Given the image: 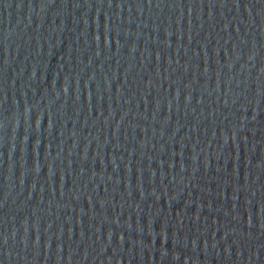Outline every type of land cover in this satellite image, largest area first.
<instances>
[{
  "label": "water",
  "instance_id": "water-1",
  "mask_svg": "<svg viewBox=\"0 0 264 264\" xmlns=\"http://www.w3.org/2000/svg\"><path fill=\"white\" fill-rule=\"evenodd\" d=\"M0 264H264V0H0Z\"/></svg>",
  "mask_w": 264,
  "mask_h": 264
}]
</instances>
